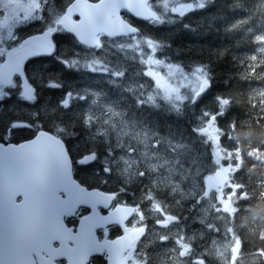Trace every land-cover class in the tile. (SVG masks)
Wrapping results in <instances>:
<instances>
[{
  "label": "snow or ice",
  "instance_id": "1",
  "mask_svg": "<svg viewBox=\"0 0 264 264\" xmlns=\"http://www.w3.org/2000/svg\"><path fill=\"white\" fill-rule=\"evenodd\" d=\"M15 3L19 12L13 10L10 15L5 16L4 10L7 8V4L0 0V17H3L0 28L6 29L8 34L7 41L0 39V58H4L0 63V106L10 98L12 90L17 88H22L18 95L24 102L35 104L39 94L37 88L34 87L33 79H38L43 85L53 89L64 87L60 82L48 83L50 77L45 80L43 75L30 78L28 73L22 71V65L25 61L29 62L43 56L55 55L59 59L58 45L68 35H71L79 45L88 49L101 50L105 47V41L108 38L127 36L129 40H132L134 37L141 36V32L136 26L120 19L118 12L122 8L129 11L139 8L148 9L151 12L150 16H141L139 11H136L135 15L145 21L163 24L165 21L158 15V12H162L163 9H167L169 16L176 13L177 18H180L190 12L205 8L209 3H215V0H181L178 5L173 3L171 7H168L167 3L156 7L157 0H139V3L136 4L126 2V0H100L98 3H90L88 0H66L62 8L51 13L49 9L52 7L49 5L52 0H30L27 3L25 0H15ZM261 5L264 9V4ZM153 8L156 10L153 11ZM231 9L246 10V7L237 0ZM46 10L49 13L48 16L45 15ZM73 16L76 19H73ZM250 19L251 17L237 20L231 25V29L237 28L240 23H248ZM33 24L40 25L38 34L21 35L20 29ZM119 28H123L125 31H120ZM248 31L250 34L253 33L252 29ZM249 39L259 54L264 56V32L252 35ZM143 43L153 52L163 47L155 39H147ZM75 55L73 53V56ZM81 59L84 57L78 59L65 57L61 63L67 69L75 70L81 67ZM148 62L161 64L160 59L152 61L151 57ZM256 62V55L249 58L247 67L250 73L256 71L258 66ZM83 67L90 68L92 73L103 71L110 78L114 77L117 80L126 75L120 68L97 66L95 60L91 64L85 63ZM168 67H172V65L169 64ZM261 71H264V67H261ZM196 72L199 73L198 84L191 95H181L175 89L165 90L162 100L167 101L169 111L175 112L177 116L183 115L181 105L184 101H187V104L195 105L212 86L213 76L210 74L209 67H198ZM146 74L149 77L156 75L151 70ZM14 77H16L15 80ZM20 77H24V79L21 81ZM140 87L142 88V86ZM136 95L135 106L137 108L149 104L159 108L162 105L158 104L151 95H148L147 98L140 93ZM98 96L100 93L90 92L87 88L65 91L50 117H56L59 114L63 118L69 110L73 109L74 105L83 102L81 110L72 114L73 119L70 125L59 127L54 120L52 125L55 132L50 134L51 129L46 131L37 127L40 113L33 111L29 114L30 120L9 121L0 130V146L7 145L9 141L5 142V138L9 137L10 133L14 135L18 129H36L33 132L32 151L42 150L39 140L46 136L62 150V139H57V135L61 138L72 136L73 131L70 129H73L72 122L74 121L80 128L88 132L92 142L99 140L105 146L107 155L102 160L104 173L111 175L113 171L120 170L121 174H127L128 179L142 184L145 180L149 182L144 189L149 204L157 198L160 187H166L168 192L177 194L181 188L190 187L191 190L187 195L193 196L194 202L201 206L207 204V211L214 214L216 220L223 222L222 226H217V224L208 221L206 228L209 232L219 234L222 241H226L223 246L224 250L219 251V256L224 264H242V253L253 256L259 260L260 264H264V209L258 213L251 206L254 201L264 203V183H261L259 192H250L237 176L245 169L249 159L264 162V141H260L255 147H241L238 130L245 124L238 120H234L228 125L226 131L223 129L220 118L233 108L236 103L235 98L216 96V110L204 111L197 118L199 122L193 126L192 132L200 140L203 151L199 158L193 157L189 166H186L181 156L193 151L192 144L174 142L170 137L163 136L157 131L140 128L136 120L128 119V111H123L124 107L121 106L119 98L103 97V104L109 105L106 109L97 102L96 97ZM259 97L262 101L261 104L258 108L252 107L251 110L257 112L258 120L255 122L264 127V123H261L264 121V91L259 92ZM255 98L254 96L253 99ZM117 107L121 108L120 112L115 111ZM97 112L104 115V118L99 120V124L97 123L99 119L96 116ZM117 116L120 119H113ZM42 127L45 128V125ZM100 127L104 128L103 132L99 131ZM221 137L224 141L230 142L231 150L228 144L222 142ZM162 144L167 145V149L173 154V157L161 152ZM250 144L251 142H249ZM203 153H207L204 158H202ZM100 160L98 151L89 145L87 151L81 153L77 163L91 167ZM153 183L157 185V188L152 187ZM65 190L69 189L65 187ZM126 190L127 185L124 184L123 191ZM123 191L118 189L117 192L109 195L108 201L104 203L105 209H109L110 206L113 209L110 215L82 217L80 224L75 228L68 227L59 214L54 215L37 235L25 242L29 252L35 251L39 259L29 256L24 264H59L60 258H67L68 264H94L97 257H107L112 261V264H150V255L141 251V247L137 249L136 239H128L127 236L121 237L120 240L107 238L109 231L107 225L123 222L119 217L121 212L139 214L137 207L128 208L121 204L118 197L123 194ZM149 192L157 193V195H149ZM240 201H248L250 206L242 208ZM26 205L27 201L24 205H16L13 200L14 208L23 209ZM95 207L96 205L93 203V211ZM155 211L158 215L154 224L159 225L160 232L158 242H163L160 245L165 252V258L161 260V264H209V257L215 254L214 249H199L198 246H193L190 239L185 240L183 236H171L173 228L178 225V217L168 214V209L160 204H156ZM242 212L247 213L256 224V227L250 232L251 239L259 242L255 245V251H249L247 242L242 240L238 231L237 220L242 218ZM138 218L142 221L143 215L139 214ZM98 228L102 232V241L96 235ZM128 231L130 229L125 228V232ZM132 231L138 238L145 233V228L139 227ZM55 241H59V248L53 246ZM45 253L47 255H44ZM77 254L80 257L79 260L75 258Z\"/></svg>",
  "mask_w": 264,
  "mask_h": 264
},
{
  "label": "trees",
  "instance_id": "2",
  "mask_svg": "<svg viewBox=\"0 0 264 264\" xmlns=\"http://www.w3.org/2000/svg\"><path fill=\"white\" fill-rule=\"evenodd\" d=\"M64 2L66 0H52V3L49 5V7H52L49 9L50 13L56 11L58 8H62ZM238 2L244 5L246 10L231 9V6L237 3V0H215V3H209L203 9H198L177 18L175 23L170 27H166V21L163 24L143 25L140 22L137 25L141 32V36H139L141 39H155L158 44L163 45V47L157 49L160 59L178 65L186 70L205 66L211 70L210 74L213 76L211 88L199 98L195 105L187 104V101L184 102L181 106L183 115L177 116L175 112L171 111L170 117L154 111L152 113L154 117H149L148 119L150 121L149 126L156 129L154 131L159 132L161 135L170 137L174 142L192 144L193 151L181 156L186 166L190 164L193 157L199 158L203 151V146L195 133L192 132V128L199 122L197 118H199L202 112L216 110L215 98L216 96H220L219 94L227 96L230 99L234 97L236 101L233 108L224 117L220 118L223 129L226 131L228 125L234 120H238L245 124L244 127L238 130L241 138V147H255L260 141H264V127L255 122L258 120V115L257 112L251 110L252 107L258 108L262 102L259 92L264 91V71H261V67H264V56L259 54L249 39L252 35L264 32V9H262L261 5L264 4V0H238ZM45 13L46 16L49 15L47 10ZM171 15L177 16L176 13H172ZM249 17L251 19L248 23H240L237 28L231 29V25L236 23L237 20ZM249 29H252L253 33L250 34ZM69 37L72 38L71 35H68L58 45L57 55H59V59L55 55L52 57L35 58L29 61L26 68L30 71V78L43 75L45 80L50 77L48 83L60 82L64 86L61 90L51 89L47 85H43L38 79H33L32 81L35 84L34 87L38 90L39 96L35 104H30V113L33 111L40 113L39 120L42 121L45 128L42 125L40 126L39 122H37V127L45 130L51 129L54 132L55 129L52 125L54 120L55 122L58 119L63 120V122L56 124L59 127L68 126L73 119L72 114L78 113L81 110H77L76 108L71 109L63 118L59 114L56 117H50L64 92L75 89L74 84L80 81L74 70L67 69L61 63L65 57H68L67 54L71 51V38ZM139 37H136L134 40H138ZM253 55L257 56L256 63L258 66L254 73H250L247 65L249 64V58ZM124 59L126 60L125 57ZM140 67L145 70L142 65ZM78 71L79 74L89 75L88 73L80 72L82 70ZM249 76L252 78H248ZM96 78L98 80L106 79L104 76ZM254 96L256 97L255 99H253ZM184 105L186 106L184 107ZM10 109L11 111L9 108H6L0 115V130L8 124L9 119H11L14 113H19L20 111L14 107H10ZM128 112L136 111L130 108ZM142 120L145 121V118H142ZM72 123L73 129L70 130L73 131V135L77 136L76 145L79 146L75 153L80 154L87 151L88 146L91 145L93 148L96 147L98 150H101V155L105 146L99 144V147H97V141L93 143L87 131L80 128L74 121ZM261 123H264V121ZM138 124L141 128V123L138 122ZM99 131L103 132L104 128L100 127ZM64 137L67 138L68 136ZM69 138L70 136L68 137V141ZM221 140L223 143L228 144L231 150L230 142L224 141L223 137H221ZM249 142H251L250 145ZM206 155L207 153H203L202 158L206 157ZM171 157H173L172 153ZM88 169H93V167ZM237 176L239 181L245 184L250 192H259L261 183H264V162L249 159L245 169L238 173ZM170 193L171 202L169 201L167 206L171 205V214L179 216L182 223L181 227L185 234H188L190 238L193 237V246H198V233H201L204 237H209L210 232L207 230L206 224L185 228L184 223L195 212L205 219H210L211 222H214V214L207 211V204H203L202 207L200 204L195 203L193 196L187 195L183 188L180 189L179 194L175 192ZM239 203L242 208L250 206L248 201H240ZM191 205L195 206L194 209ZM251 206L258 213L264 209V203L259 201H254ZM241 217V219L237 220L238 231L242 240L247 242L249 251H255V245L259 242L251 239L250 232L256 227V224L253 223L252 218L247 213L242 212ZM175 235V233H171V236L174 237ZM223 243H226V241H222L219 238V242L214 249L217 253L216 259L209 260V264H224L218 253L219 244L224 246ZM204 245L206 248L212 249L209 238L206 240V243L204 242ZM156 250L152 255L157 257L158 264H161V260L165 258L164 249L158 250L156 248ZM242 264H260V262L255 257L242 253Z\"/></svg>",
  "mask_w": 264,
  "mask_h": 264
},
{
  "label": "flooded vegetation",
  "instance_id": "3",
  "mask_svg": "<svg viewBox=\"0 0 264 264\" xmlns=\"http://www.w3.org/2000/svg\"><path fill=\"white\" fill-rule=\"evenodd\" d=\"M130 20L131 16H127ZM133 21V20H132ZM39 32H36L34 34H38ZM33 34V33H31ZM29 34V35H31ZM28 73V72H27ZM29 75V73H28ZM16 77H14V80ZM20 80L22 81L23 78L20 77ZM50 88V87H49ZM53 89V88H51ZM20 91H14L12 92V95L10 98H8L7 102L4 103L5 108H9L11 111L10 107L18 108L20 111L19 113H14L11 119L9 121L17 120V121H23V120H30L31 116L30 114V103L29 102H24L21 97L18 95ZM43 120V119H42ZM43 122H45L43 120ZM58 122H63L62 119H58ZM10 139L9 142H13L15 144H19L24 141H28L33 138L32 133L28 129H18L14 136L9 135ZM7 139V138H5ZM165 150L168 151L167 145L165 144ZM101 150H98V153H100ZM169 152V151H168ZM171 153V152H170ZM79 169H74V178L78 180L81 184L86 186L88 189H101L102 191L106 193H115L117 192L118 189H122L123 191V186L124 184L127 185V190L123 191L124 197L120 195L118 199L121 201V204L123 206H133L130 205V201L128 200V197L133 199L131 202H135V204H141L142 203V197L144 195V189L145 185H147L149 182L147 180L144 181V183H139L136 182L135 180L127 178V174L125 173L122 177V181L117 176H114L113 173L111 175H107L103 171V163L102 159L98 161L95 165L91 166L94 169H88L90 167L87 166H82L77 164L76 165ZM106 181V183H105ZM45 183L49 185L52 189L55 188L56 186V175L55 174H50L46 176L45 178ZM61 198H57L55 196L54 192L50 193V197L47 199H42L45 201L46 207H45V212L44 216L42 217V226L45 227L48 223V221L54 216L57 215V211L61 208L60 205L62 204L60 200L64 199V194L60 193ZM24 201L23 196H19L17 199H14V202L21 203ZM3 203L9 202L10 203V198L7 200L6 198L2 199ZM13 202V200H12ZM115 203V202H113ZM69 213H72L71 215L63 216L60 218L63 220V222L68 226V227H77L80 224L81 218L86 217L91 213V210L86 207H80L78 210L73 211L72 209H67ZM102 216H107L110 214L113 209L111 206L109 209H105L103 207L99 208ZM11 212V213H10ZM142 214L143 215V220L141 221L138 218V215ZM139 214L137 213H132L131 216H127V214H122L124 221L119 224H109L107 227L109 228L108 231V239L109 240H120L121 237L127 236L128 239H136V233L132 230L135 228L139 227H154V220L149 218L148 214L146 212H142L139 210ZM7 228L8 234L10 232L12 234H15L16 230V222H15V210L14 208H11V210L8 208V224L4 225ZM125 228L130 229V231L125 232ZM96 235L103 240L102 232L101 229H96ZM71 244V242H69ZM123 243V242H122ZM55 248L60 247L59 241H55L54 245ZM44 255H47L46 253ZM18 264H24L25 261L29 259L26 251L23 252V256L20 253V256L18 257ZM32 258L34 259H39V256L37 254H32ZM77 260L80 259L79 255L77 254L75 257ZM59 264H68L67 258H60ZM94 264H110V260H108L107 257L100 258L97 257L95 259Z\"/></svg>",
  "mask_w": 264,
  "mask_h": 264
},
{
  "label": "bare ground",
  "instance_id": "4",
  "mask_svg": "<svg viewBox=\"0 0 264 264\" xmlns=\"http://www.w3.org/2000/svg\"><path fill=\"white\" fill-rule=\"evenodd\" d=\"M158 3H160V5L164 4L163 0H158ZM175 20H177V16H174V15L169 16V14L167 13V25H166V27H170L171 25H173L175 23ZM169 21H171V22H169ZM146 30H148V28H146ZM107 55L110 59H113L115 66L112 63H110V64H112V66L114 68H120L121 70H123L127 74V76L124 80H122L121 82H119L117 84H114L108 79L98 80L95 76H92V75L86 76L84 74L77 73L80 81H77L74 84V87L79 88V89L88 88L92 92L100 93V96L96 97L97 102L102 104V106L105 107L106 109L109 107V105L103 104V99H102L103 97L107 96V97L114 98V99L119 98V100L121 102V106L124 107L123 111L127 112L130 108H133L136 111V112H128V119L129 120L134 119V120L140 122L142 125L141 128L156 130V129H153L151 126H149L150 121H148V119H149V117H154L152 114L154 111H157L160 114H164L166 116L171 117V111H169L168 103L162 99L156 98V102L158 104H162L161 107L156 108V107H153L151 104H149V105L137 108L135 106V100L137 99L136 94L140 93L145 98H147L149 93L153 92L151 82L144 77V75H143L144 70L140 67V64H138L135 60H134V62H132L133 60H131L128 63L129 65H127L122 60L117 58L115 55L110 54V53H107ZM140 86H142V88ZM151 89H152V91H151ZM219 95L224 96L221 94H219ZM184 102H186V101H184ZM82 104L83 103H79V105H75L73 107V109L74 108H76L77 110L81 109ZM115 111L120 112L121 108L117 107L115 109ZM96 116L99 118L97 120V123L99 124V120H102L104 118V115L100 112H97ZM142 118H145V121H143ZM113 119L118 120V119H120V117L117 116V117H114ZM55 123L57 124V122H55ZM138 126L140 127L139 124H138ZM76 140H77V136H75V135L70 136V141L72 143L73 148L75 150H78L79 146L76 145ZM96 141H97L96 145H97V147H99L98 145L101 143L99 142V140H96ZM106 155H107V153L104 149L102 154L100 155L101 159L103 160V158ZM169 157H171V156H169ZM154 185L157 188V185L155 183H154ZM190 190H191L190 188H187L186 190H184V192L187 194ZM158 194H159L158 195L159 200L163 204L167 205V203L169 201L171 202V193L166 190V187L158 188ZM191 206L194 209L195 206L194 205H191ZM207 221H210V219L207 220L203 216H201L200 214L195 212L191 216V218L189 217L188 219H186V222L184 223V227L185 228L198 227V226H201V224H206ZM213 223L217 224V226H222V224H223L222 221H219L216 219L214 220ZM198 234H199V240H198L199 249H209V248H206V246L204 245V242L206 243V240L208 238H209V243H210L212 249H215L216 245L219 242V238H221L219 234L212 233V232H210L209 237L208 236L204 237L201 235V233H198ZM214 241H215V243H213ZM216 254L217 253L215 252L214 255H211L209 257V260L212 261V259H216V257H215V256H217Z\"/></svg>",
  "mask_w": 264,
  "mask_h": 264
},
{
  "label": "rangeland",
  "instance_id": "5",
  "mask_svg": "<svg viewBox=\"0 0 264 264\" xmlns=\"http://www.w3.org/2000/svg\"><path fill=\"white\" fill-rule=\"evenodd\" d=\"M3 2L7 4V8H5L4 10L5 16L10 15L13 10L19 12V8L17 7L15 0H3ZM25 2H30V0H25ZM180 2L181 0H166L164 3H167L168 7H171L173 3H176L178 5ZM164 12L168 13L167 9H164ZM2 20L3 17H0V22H2ZM134 39L135 38H132V40L130 41H128L129 39H126L125 41H119L117 43L113 42V44H117L118 48H121L125 51H130L133 55V58L138 59L139 63H141V65L145 69V71L143 72L144 76H147L146 73L149 70L153 71L156 74L152 77L147 76L152 80L150 82L153 83V92L149 93V95L153 96L155 100L156 98L162 99L165 90L171 91L172 89H175L176 92L184 96L192 94L198 84L199 73L196 72L197 68L192 70H186L178 65L171 64L165 60H161V64L159 65L152 62H148L149 57H151L152 61L158 59L157 50L153 52L151 49L148 48L146 44L143 43V41L147 39L139 38L136 41ZM107 53L112 54L113 52L112 50L107 48ZM107 53L106 55L105 53H103V56L100 59H94L97 62V66L104 65L108 68H113L112 64H114L115 66L113 59H110ZM126 53L129 54L128 52ZM81 62L83 61H80V63ZM169 64H171L172 67H168ZM210 131L212 130L210 129ZM219 249L220 251H223L224 247H219Z\"/></svg>",
  "mask_w": 264,
  "mask_h": 264
},
{
  "label": "water",
  "instance_id": "6",
  "mask_svg": "<svg viewBox=\"0 0 264 264\" xmlns=\"http://www.w3.org/2000/svg\"><path fill=\"white\" fill-rule=\"evenodd\" d=\"M88 2L90 1L88 0ZM126 2L136 4L139 3V0H126ZM136 11H139L141 16L151 15V12L145 8L135 9L134 11H129L128 9L122 8L119 10L118 16L120 17V19L127 22L122 17V14L126 13V14H131L135 17H139L135 15ZM119 30L125 31V29L123 28H119ZM33 140L21 144L19 146H13V145L0 146V176L7 174L10 169H24L25 167L27 169H45L43 168L45 166L43 160L45 159H51V160L54 159L56 161L58 160V166H55L54 169H69V170L72 169L71 159L69 157L65 143L63 141H62L63 149L61 150V148L57 146L53 141L49 140L47 136L41 137L39 143L42 145V150L32 151L31 149H32ZM47 166H50V164H48ZM85 190L86 189L81 188L77 185V188L75 190L77 193L76 196L77 200L84 201L88 196H91L93 195L92 193H94V192L91 193L85 192Z\"/></svg>",
  "mask_w": 264,
  "mask_h": 264
}]
</instances>
